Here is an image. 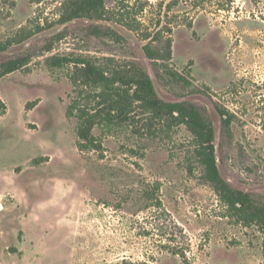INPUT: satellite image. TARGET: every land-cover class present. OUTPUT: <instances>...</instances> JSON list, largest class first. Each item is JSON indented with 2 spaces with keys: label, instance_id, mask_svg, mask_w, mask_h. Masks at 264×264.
Instances as JSON below:
<instances>
[{
  "label": "rangeland",
  "instance_id": "374dc122",
  "mask_svg": "<svg viewBox=\"0 0 264 264\" xmlns=\"http://www.w3.org/2000/svg\"><path fill=\"white\" fill-rule=\"evenodd\" d=\"M66 2L0 0V44L41 27L0 50V63L30 58L0 77V264H264V231L219 199L183 125L134 102L129 123L93 129L102 150H80L66 116L67 75L80 72L45 64L72 54L142 68L158 98L207 113L221 177L261 206L264 0H105L100 20L59 22ZM164 28L186 81L157 76L143 52Z\"/></svg>",
  "mask_w": 264,
  "mask_h": 264
},
{
  "label": "trees",
  "instance_id": "16d2710c",
  "mask_svg": "<svg viewBox=\"0 0 264 264\" xmlns=\"http://www.w3.org/2000/svg\"><path fill=\"white\" fill-rule=\"evenodd\" d=\"M104 8L105 0H67L59 22L79 18L100 20L104 16ZM130 28L136 30L134 27L130 26ZM40 29L41 27L35 29L20 27L16 37L0 44V50L29 38ZM94 29L98 32L96 26ZM107 31L116 39L120 38L114 30L107 29ZM164 31L169 32V29L164 28L153 34L146 33L145 39L149 41L143 45V52L152 62L157 76L160 77L161 67L169 74L170 79L186 81L183 75L178 74L172 67L173 41L170 36H165ZM29 60L28 56H19L1 62L0 77L24 68ZM45 64L51 70L71 65L80 72L79 76L71 73L67 75L71 90L67 95L69 103L66 107V116L75 119L78 149L102 150L101 137L94 135L93 129L97 127L101 130L111 129L129 123L130 105L139 102L155 116H169L173 123L186 128L196 143L195 156L204 168L205 178L210 182L219 199L233 211V215L238 220L244 224L254 222L260 230L264 231V205H253L249 193L232 189L231 185L220 175L213 143L214 130L204 110L188 102L161 100L156 94L148 73L138 66H133L130 71L123 73L112 67H102L90 57L72 54L52 55L45 58ZM198 92L205 93L204 91ZM35 102L32 101L27 105L32 107ZM218 111L223 123L228 126L230 119L227 117V111L223 109H218ZM122 264L147 263H133L124 260Z\"/></svg>",
  "mask_w": 264,
  "mask_h": 264
},
{
  "label": "bare ground",
  "instance_id": "6f19581e",
  "mask_svg": "<svg viewBox=\"0 0 264 264\" xmlns=\"http://www.w3.org/2000/svg\"><path fill=\"white\" fill-rule=\"evenodd\" d=\"M1 208V207H0Z\"/></svg>",
  "mask_w": 264,
  "mask_h": 264
}]
</instances>
